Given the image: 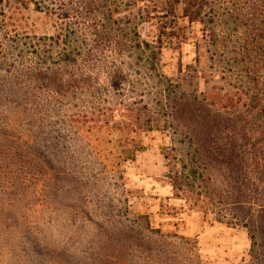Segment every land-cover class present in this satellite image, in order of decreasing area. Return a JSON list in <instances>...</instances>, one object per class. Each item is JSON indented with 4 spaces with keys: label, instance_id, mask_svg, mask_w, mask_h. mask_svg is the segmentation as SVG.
Listing matches in <instances>:
<instances>
[{
    "label": "rangeland",
    "instance_id": "obj_1",
    "mask_svg": "<svg viewBox=\"0 0 264 264\" xmlns=\"http://www.w3.org/2000/svg\"><path fill=\"white\" fill-rule=\"evenodd\" d=\"M130 1L0 0V264H263L187 184L208 127L263 171L264 0Z\"/></svg>",
    "mask_w": 264,
    "mask_h": 264
},
{
    "label": "trees",
    "instance_id": "obj_2",
    "mask_svg": "<svg viewBox=\"0 0 264 264\" xmlns=\"http://www.w3.org/2000/svg\"><path fill=\"white\" fill-rule=\"evenodd\" d=\"M104 2L107 4V7L110 8L112 3H116L114 5L123 6L120 0H104ZM186 2H188L191 6H197L201 9L205 5L204 0H186ZM132 3L135 4V1L126 0L128 7H130ZM116 10H118V8L113 9V11ZM145 44L149 47L148 43ZM156 55L153 56V59L156 58ZM153 67L154 65H152V68ZM208 118H210V116H208L207 119ZM231 138V144H234V140L236 139L235 137ZM192 141L201 143L202 147L207 150L202 151L201 153L196 151V153L193 154L192 158L193 162L196 164V169L192 170L191 173L193 174L194 179L198 182L194 184V181L189 180L187 189H195L200 196L207 195L209 197V195H213V197H215V194H213L214 190L211 189V186L216 190L217 194H219V191L213 186L211 175L207 176L210 171L209 165L213 169L221 170L218 171L222 174V176H224L227 186L234 191L233 200L231 199V201L227 202L230 203L231 206H234L235 213H239L240 215L242 214L240 220H238L239 224L247 228L249 227V236L253 244L252 249L254 250L256 245H258V240H255L258 234H261V243L264 244V188L261 189V184L264 183V168L263 171L259 172V176L249 178L247 174L248 172L245 171V165L248 161H250L249 154L242 152L240 155H237L233 150L224 154L214 152L215 150L210 149V147L218 144V137L209 133V127L205 130V133L201 132L196 134ZM262 159L263 157L261 156L252 158L257 166L260 165V161ZM224 164H227L229 168L222 171ZM227 169L229 170L227 171ZM225 171H227L226 175L224 174ZM248 192H251V194H246ZM262 263L264 264V261H262Z\"/></svg>",
    "mask_w": 264,
    "mask_h": 264
}]
</instances>
